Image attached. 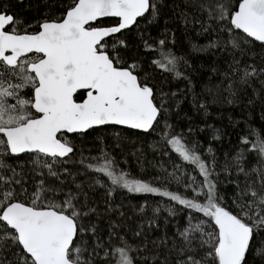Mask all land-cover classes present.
I'll return each mask as SVG.
<instances>
[{"label":"snow or ice","instance_id":"obj_1","mask_svg":"<svg viewBox=\"0 0 264 264\" xmlns=\"http://www.w3.org/2000/svg\"><path fill=\"white\" fill-rule=\"evenodd\" d=\"M0 264H264V0H0Z\"/></svg>","mask_w":264,"mask_h":264},{"label":"trees","instance_id":"obj_2","mask_svg":"<svg viewBox=\"0 0 264 264\" xmlns=\"http://www.w3.org/2000/svg\"><path fill=\"white\" fill-rule=\"evenodd\" d=\"M26 2H27V0H26ZM14 10H15V11H22L21 9H19V8L16 7L15 5H14ZM28 14L31 15V12H29ZM224 123L226 124V123H227V120H225Z\"/></svg>","mask_w":264,"mask_h":264}]
</instances>
